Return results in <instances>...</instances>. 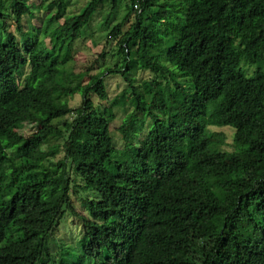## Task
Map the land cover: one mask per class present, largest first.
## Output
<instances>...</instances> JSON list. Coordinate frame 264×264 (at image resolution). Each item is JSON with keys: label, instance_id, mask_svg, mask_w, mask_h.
<instances>
[{"label": "trees", "instance_id": "trees-1", "mask_svg": "<svg viewBox=\"0 0 264 264\" xmlns=\"http://www.w3.org/2000/svg\"><path fill=\"white\" fill-rule=\"evenodd\" d=\"M42 2L0 0V264H264V0Z\"/></svg>", "mask_w": 264, "mask_h": 264}, {"label": "rangeland", "instance_id": "rangeland-1", "mask_svg": "<svg viewBox=\"0 0 264 264\" xmlns=\"http://www.w3.org/2000/svg\"><path fill=\"white\" fill-rule=\"evenodd\" d=\"M87 0H71L70 5L68 6V13H76L79 11L80 8H82ZM27 3L32 5L34 4L36 7H41L43 4H45L46 2H42L41 0H27ZM7 5V4H6ZM44 6V5H43ZM125 10L126 8L124 7L123 4H119L117 10L115 11L114 15L112 16V22L116 23L118 21L121 20V18L125 15ZM45 9L44 8H40V9H36L35 10V17H33L30 20V24L38 26L39 25V21L38 19L41 18V16L44 14ZM25 19V18H24ZM100 15L97 14L96 17L93 18L91 25H90V29L89 33L91 32L90 36L86 37V38H81L79 40H77L75 42V49L73 52V60L71 61L72 63H70L71 65V69L75 72V73H79V72H83L86 69L90 68L92 69V72L96 73L98 72L99 68L97 67V63H95L94 61L96 60V58L98 57L97 55L102 51V49L104 48L105 50H107L109 48V46H107L106 44L103 45L104 43V39L103 36L105 35V33L103 31L100 30ZM131 22V21H129ZM129 22H126V24L124 25V29H126L129 25ZM12 24V23H10ZM11 29L13 31H15L16 33H18L15 30V25H10ZM100 41L101 44L96 45L94 43ZM48 43V41L46 42ZM114 45V42L112 43V46ZM162 49H165V47L162 48H158L157 53H162ZM149 73L148 71H137V76L138 78H147L149 77ZM182 78V77H180ZM187 79V77H185ZM106 83H107V91L109 92V97L112 98L116 95H119L120 91L123 88V82L121 81V79L119 77L116 76H112V77H107L106 78ZM80 102L79 96L75 95L72 100H71V105L72 106H76V104H78ZM109 113V112H108ZM110 114V113H109ZM125 111L123 109H116L115 111V119L114 121L111 123V129L115 128L121 121V118L124 116ZM105 117L108 118L109 120L110 117L108 114L105 113ZM33 127L31 125H26L24 126V128L21 129V134H23L24 136H27L29 134L32 133ZM209 130L212 131H222L225 133L226 138H225V144L222 146V149L224 150H232V130L230 128L224 127V128H220V127H209ZM114 138L115 140H117L119 138L118 134L114 131L113 132ZM53 142V141H51ZM58 194L57 188H51V189H47V192H45L42 196L43 201L48 202V203H52L54 201V199H56V196ZM77 220L74 218H71L69 215H66L65 218L63 219L62 223L60 224V226L58 227V230L56 232L57 236L59 238H63L65 240H69L71 233L70 230H74V232L76 231L75 226L77 225Z\"/></svg>", "mask_w": 264, "mask_h": 264}]
</instances>
